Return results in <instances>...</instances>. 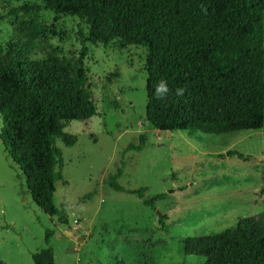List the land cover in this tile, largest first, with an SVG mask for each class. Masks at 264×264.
Segmentation results:
<instances>
[{
    "label": "rangeland",
    "instance_id": "1",
    "mask_svg": "<svg viewBox=\"0 0 264 264\" xmlns=\"http://www.w3.org/2000/svg\"><path fill=\"white\" fill-rule=\"evenodd\" d=\"M32 3L41 1L0 0V45L16 46L32 58L55 54L65 61L75 60L85 45L86 89L95 115L70 120L64 128L75 135L73 146L55 141L64 165L63 180L54 183L53 216L34 203L25 176L0 139V259L34 264L31 255L46 246L45 231L51 230L54 264H116L117 259L203 264L179 252L182 239L224 231L243 217L264 213V124L223 134L151 128L145 48L119 39L82 42L88 26L77 17L55 19L47 9L35 15L12 12ZM2 123L0 113V129ZM142 133L145 146L126 151ZM118 167L119 185L144 188L147 198H164L153 209L136 195L112 189L107 177ZM158 213L166 217V231Z\"/></svg>",
    "mask_w": 264,
    "mask_h": 264
},
{
    "label": "trees",
    "instance_id": "2",
    "mask_svg": "<svg viewBox=\"0 0 264 264\" xmlns=\"http://www.w3.org/2000/svg\"><path fill=\"white\" fill-rule=\"evenodd\" d=\"M12 12L35 15L42 9L54 18L77 17L88 26L82 42L107 39L142 46L146 53V120L158 131L197 130L206 134L258 130L264 124V0H40ZM83 36V35H82ZM27 38V35H25ZM16 46L0 45V139L25 176L34 203L53 216L56 180H63L60 139L70 120L95 115L86 89L82 45L75 60L55 54L32 58ZM163 83L167 91L156 92ZM146 134L125 150H141ZM239 157L244 158L242 154ZM122 168L107 177L115 191L136 195L155 208L163 194L145 197L144 188L117 183ZM165 215L159 224L166 231ZM32 253L34 264H54L49 244ZM177 249L203 264H264V213L239 219L230 229L182 239ZM117 259V258H116ZM0 264H8L0 259ZM116 264H127L117 259Z\"/></svg>",
    "mask_w": 264,
    "mask_h": 264
},
{
    "label": "clouds",
    "instance_id": "3",
    "mask_svg": "<svg viewBox=\"0 0 264 264\" xmlns=\"http://www.w3.org/2000/svg\"><path fill=\"white\" fill-rule=\"evenodd\" d=\"M166 91H167V88L165 87V85L162 82L156 87L157 93L163 94Z\"/></svg>",
    "mask_w": 264,
    "mask_h": 264
},
{
    "label": "water",
    "instance_id": "4",
    "mask_svg": "<svg viewBox=\"0 0 264 264\" xmlns=\"http://www.w3.org/2000/svg\"><path fill=\"white\" fill-rule=\"evenodd\" d=\"M159 217L161 216L160 213H158ZM82 238V237H81Z\"/></svg>",
    "mask_w": 264,
    "mask_h": 264
}]
</instances>
